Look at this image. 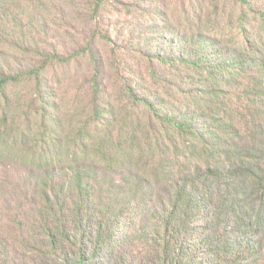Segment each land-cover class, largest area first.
<instances>
[{
  "label": "trees",
  "instance_id": "obj_1",
  "mask_svg": "<svg viewBox=\"0 0 264 264\" xmlns=\"http://www.w3.org/2000/svg\"><path fill=\"white\" fill-rule=\"evenodd\" d=\"M217 1L215 13L234 4L232 28L214 24L197 42L138 51L156 89L140 93L127 79L121 111L104 102L92 48L54 56L67 63L89 52L96 62L78 126L59 105L50 125L40 89L31 117L24 103L1 107L9 82L48 62L0 72V169L29 168L22 198L4 191L0 170V264H264V0ZM2 15L6 30L23 27Z\"/></svg>",
  "mask_w": 264,
  "mask_h": 264
},
{
  "label": "rangeland",
  "instance_id": "obj_2",
  "mask_svg": "<svg viewBox=\"0 0 264 264\" xmlns=\"http://www.w3.org/2000/svg\"><path fill=\"white\" fill-rule=\"evenodd\" d=\"M203 1L0 0V72L12 75L37 69L48 62L41 74L23 76L9 82L4 90L6 96L1 99V107L5 101L10 103L13 110L24 103L29 106L25 111L31 117L40 108L39 98L43 96L48 104L46 116L50 125L58 122L59 105L62 107L60 117L65 115L67 124L78 126L86 119L83 117L84 107L94 97L91 88L96 62H93L89 52L73 57L67 63H59L53 57L68 58L89 46L95 59L104 65L101 76L104 102L121 111L128 101L125 94L127 79H133L140 93L148 95L156 89L149 73L152 65L138 51L152 47L154 51L164 52L166 43L181 45L197 42L194 35L197 37L200 31L206 32V27L211 30L214 24L220 29L232 28L233 25L228 26V23L234 24L237 19L233 3H224V8H219L215 13L219 1L207 0L208 13L214 10L209 21L206 10L201 11ZM95 3H101L97 15L92 12ZM256 6L257 10L261 8L260 3ZM2 14L10 16V22L15 18L18 22H24L23 27L18 28L17 32L6 30ZM223 33L228 36L230 32L224 30ZM235 34L238 35V31ZM235 36L227 40L231 41ZM158 62L160 60L157 58L154 64ZM162 72L168 76L172 73L171 70ZM39 89L42 96H38ZM135 111L136 118H141V111ZM11 119L8 114V124ZM55 134L58 138V128ZM151 164L154 165L153 162ZM25 169L29 168L12 166L10 163H5V168L0 169L1 175L9 179L4 191L10 196L22 198L26 195L29 185ZM55 181H58V176ZM5 224L7 221L1 222L0 227L6 228Z\"/></svg>",
  "mask_w": 264,
  "mask_h": 264
}]
</instances>
